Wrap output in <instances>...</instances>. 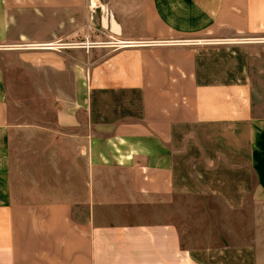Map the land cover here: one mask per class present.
<instances>
[{"label": "crops", "instance_id": "0c3cea01", "mask_svg": "<svg viewBox=\"0 0 264 264\" xmlns=\"http://www.w3.org/2000/svg\"><path fill=\"white\" fill-rule=\"evenodd\" d=\"M91 1L0 0V264H264L256 47L190 39L264 36V0ZM103 33L146 44L41 46ZM191 196L247 217L187 244Z\"/></svg>", "mask_w": 264, "mask_h": 264}, {"label": "rangeland", "instance_id": "374dc122", "mask_svg": "<svg viewBox=\"0 0 264 264\" xmlns=\"http://www.w3.org/2000/svg\"><path fill=\"white\" fill-rule=\"evenodd\" d=\"M189 39V38H188ZM198 40H215L221 39L212 36H200L196 38H190ZM242 40L241 43L249 44L254 46V54L251 56L253 63V101L257 105L258 109L264 111V36H242L239 38ZM12 71L16 74V68ZM221 203L215 199L204 198L201 199L196 197V200L191 197H185L183 200L178 199L177 205L182 207L180 212H176L174 216L175 221L178 223L181 233L186 236L187 244H196L195 240H190L194 236L197 240L200 237L206 238L207 231H212V236L216 237L215 231L222 227L221 222H224L227 218H242L244 215L242 213L228 212L222 207H217ZM218 208V209H216ZM210 224L211 227L207 226ZM220 233L217 235V239L220 240ZM209 242H202L197 245H205Z\"/></svg>", "mask_w": 264, "mask_h": 264}, {"label": "built area", "instance_id": "2783aa9c", "mask_svg": "<svg viewBox=\"0 0 264 264\" xmlns=\"http://www.w3.org/2000/svg\"><path fill=\"white\" fill-rule=\"evenodd\" d=\"M96 2H97V0L91 1V4H90L91 9L96 8ZM103 36L105 38L96 39V40L95 39H88L87 37H85L83 40H80V41L51 42V43L43 44L41 46L49 47V48H75V47H79V48H84L85 50H87V49L95 47V46H108V47H111L113 49H116V48L145 45L146 44V42L119 39V38H116V37H114L108 33L107 34L103 33ZM235 39L237 40L239 38L215 39V40H209V41H203V42H200V41H195V42H198V43H224V42L233 41Z\"/></svg>", "mask_w": 264, "mask_h": 264}, {"label": "bare ground", "instance_id": "6f19581e", "mask_svg": "<svg viewBox=\"0 0 264 264\" xmlns=\"http://www.w3.org/2000/svg\"><path fill=\"white\" fill-rule=\"evenodd\" d=\"M105 9V8H104ZM106 23V18L104 19V24ZM107 25V24H106ZM116 27V28H115ZM115 28V30H117V26H116V24H115V22L112 20V29H114ZM198 41H200V42H203L204 40H198ZM242 40H239V39H235V40H233V41H230V42H241ZM46 48H49V47H46Z\"/></svg>", "mask_w": 264, "mask_h": 264}]
</instances>
